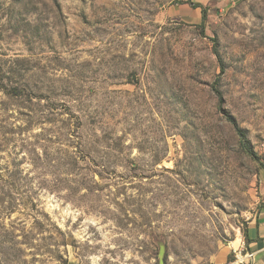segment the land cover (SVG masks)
<instances>
[{
  "label": "rangeland",
  "instance_id": "1",
  "mask_svg": "<svg viewBox=\"0 0 264 264\" xmlns=\"http://www.w3.org/2000/svg\"><path fill=\"white\" fill-rule=\"evenodd\" d=\"M183 2L0 0V264H225L246 241L264 0L197 25Z\"/></svg>",
  "mask_w": 264,
  "mask_h": 264
},
{
  "label": "crops",
  "instance_id": "2",
  "mask_svg": "<svg viewBox=\"0 0 264 264\" xmlns=\"http://www.w3.org/2000/svg\"><path fill=\"white\" fill-rule=\"evenodd\" d=\"M188 1V0H184ZM236 0H191V3H182L174 6V14L180 20L189 24H201L203 22V9L208 13L221 11ZM259 203L256 216L250 221L246 236V244L250 251L255 254V264H264V171L260 177L258 187ZM229 256V255H227ZM226 257L225 264L229 261Z\"/></svg>",
  "mask_w": 264,
  "mask_h": 264
},
{
  "label": "built area",
  "instance_id": "3",
  "mask_svg": "<svg viewBox=\"0 0 264 264\" xmlns=\"http://www.w3.org/2000/svg\"><path fill=\"white\" fill-rule=\"evenodd\" d=\"M232 259L226 264H255V254L250 251L245 241L231 248Z\"/></svg>",
  "mask_w": 264,
  "mask_h": 264
},
{
  "label": "trees",
  "instance_id": "4",
  "mask_svg": "<svg viewBox=\"0 0 264 264\" xmlns=\"http://www.w3.org/2000/svg\"><path fill=\"white\" fill-rule=\"evenodd\" d=\"M183 3H191V0H188V1H185V2H183ZM208 15H209V13H208V9L207 8H204L203 9V22H202V24H205V22L207 21V19H208ZM229 120V122L235 127V129H236V131H238L239 133H240V136H242L243 137V134H242V132H241V130L239 129V127H238V125H237V123H236V121L234 120V119H232V118H228ZM245 147V146H244ZM250 154H251V156L254 158V160H258L257 158H256V155L254 154V152H252V151H250ZM260 162V161H259ZM245 236H247V233H245Z\"/></svg>",
  "mask_w": 264,
  "mask_h": 264
}]
</instances>
